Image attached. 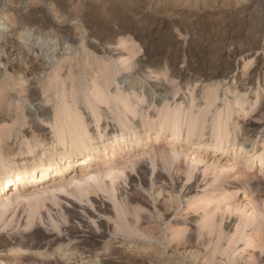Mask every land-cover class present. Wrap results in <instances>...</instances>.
Segmentation results:
<instances>
[{"label": "rangeland", "instance_id": "obj_1", "mask_svg": "<svg viewBox=\"0 0 264 264\" xmlns=\"http://www.w3.org/2000/svg\"><path fill=\"white\" fill-rule=\"evenodd\" d=\"M95 1L0 0V101L4 102H0V131L6 128L18 133L10 142H15V153H30L27 160L31 163L43 152L53 151L50 165L37 172V183L25 188L24 200L10 198L11 191L26 182L34 166H26L24 175L18 177L19 172H14L0 181V207L5 208L8 200L10 204L0 215V235L28 242L39 232L50 248L38 256L22 248L10 252L13 246H9L3 255L13 257L11 264H264V132L243 131L248 122L264 129V35L262 50L241 55L230 78L220 81L221 88L211 82L194 83L192 78L186 83L170 78L165 92L154 91L150 84L156 74L145 78L136 67L150 49L175 52L180 48L181 54L175 53L183 59L193 41L183 27L187 19L210 22L229 14L226 20L238 21L239 9L250 0H159L154 6L150 3L155 0H117L114 6L99 9L92 7ZM150 8H159L154 13L165 22L161 31L157 25L159 33L153 42H138V35L128 28L113 45L100 50L94 48L99 46L97 38H91L86 49L95 57V73L89 80L83 74L72 75L84 38L90 37V23L111 31L124 29V22L149 26L146 17L154 14ZM29 9L40 24L54 23L62 32L55 29L52 36L38 37L29 30H16L18 18ZM112 10L120 14L122 23L107 19ZM70 34L76 42L67 40ZM249 34L244 32L238 43ZM170 38L179 44L166 46ZM53 51L52 61L45 63L43 55ZM258 62L253 87L230 89L235 77ZM98 80L102 86L95 85ZM73 83L78 88H72ZM30 84L39 86V94L25 98L18 86ZM100 91L102 99H98ZM120 94L126 95V103H133L135 117L129 105L121 106L126 112L113 114L120 109L112 111ZM40 103L46 113L36 112ZM165 111H171L179 124L154 137ZM95 116L100 119L96 121ZM148 118L155 123L141 129L140 135L112 144L113 137L124 132L120 130L142 127ZM117 120H121L119 125ZM32 122L37 123L35 135L41 134L37 139L29 129ZM199 122L201 126L190 129ZM106 124L117 134L106 130ZM86 125L88 129L78 135ZM150 130H154L153 143L147 139ZM216 132L223 134L213 136ZM76 138L83 143L67 152V142ZM137 138L140 143L135 142ZM108 139L111 146L104 156V169L84 178L100 160L96 147ZM235 139L236 146L226 152L201 150L206 157L201 161L191 155L193 144L199 141L216 146L232 144ZM115 149L119 152L113 156ZM244 150L252 152L248 162ZM212 155L221 163L211 160ZM114 161L119 163L115 166ZM5 181L7 186L2 189ZM39 200L43 203L35 210L33 204ZM90 235L98 236L99 242L84 248L82 243Z\"/></svg>", "mask_w": 264, "mask_h": 264}, {"label": "bare ground", "instance_id": "obj_2", "mask_svg": "<svg viewBox=\"0 0 264 264\" xmlns=\"http://www.w3.org/2000/svg\"><path fill=\"white\" fill-rule=\"evenodd\" d=\"M58 3L62 0H57ZM115 1L117 0H96L95 4H92V7H95L97 9L101 8L102 6H105L106 4H112L115 5ZM159 0H155L154 3H150L151 5L158 4ZM88 3V2H87ZM117 5V3H116ZM94 9V8H93ZM143 10V9H142ZM151 10V8H150ZM159 8H155V10H151L153 13L157 12ZM149 12V11H148ZM142 13V12H140ZM152 14L146 17L147 20H150V25H146V23L141 26H134L133 24L129 23L127 25L125 22H120V14L112 10L108 14H106L107 19L112 23H122L124 29H118L116 31L111 30H105L102 26H92V23L89 24L90 28V37L87 38L85 36L84 38V44H83V50L82 53L77 57L76 64H75V71L72 69V75H80L83 74V77L86 80H89L92 77L93 69V55L87 51L86 45L91 43V38H94L99 42V46H94L95 49H99L98 47L104 48V46H111L113 45L116 40L117 36L125 32V29L127 31V28L130 29V33L133 35H138V42H141L145 45H149V43L153 42L155 40V35L159 32L157 31L159 25V31L164 27V21H161L157 18L156 14ZM264 0H250L248 4H245L239 9L240 19L228 21L226 18L229 16V14H225L224 16H221L220 18H213L210 20V22L205 21H196L192 18L187 19L185 22V25L183 26L184 29L188 32V34L191 36L193 41L188 45L186 49V55L182 59L179 57V51H181L180 48H176L175 52H171L169 50L164 51H155L154 49L148 50L145 55L142 58H139L137 60V71L139 75H142L143 77L147 78L150 77L153 74H156V80H152V88L155 90H161L163 92L166 91L167 85L169 82H171L170 78L177 79L180 81H190L194 80V83H203V82H211L210 84H213V86H218L221 88L223 87V84H221L220 81L222 80H228L230 76L234 72V63L237 62V59L245 54L250 53L252 51H259L262 48L263 45V35H264ZM239 14L237 16H239ZM148 15V14H147ZM4 18L8 19V14L6 13L4 15ZM238 18V17H237ZM107 20V21H108ZM19 27L16 28V30H29L31 33H34L38 37L43 36H52L54 35L55 29H58L57 31L62 32L59 28H57L56 24L44 22L41 21V24L38 22L36 15H34V10L29 9L27 10L24 17L18 18ZM94 25V24H93ZM181 25V24H180ZM120 26V25H119ZM180 27V26H178ZM182 27V26H181ZM19 28V29H18ZM68 31V29L66 30ZM183 31V30H182ZM248 31L250 37H247L244 42L239 44V39L242 38L244 32ZM68 41L76 42V38H74L71 34L66 36ZM132 40V39H131ZM174 44H179V42L176 39L170 38L168 42H166V46H172ZM178 46V45H176ZM150 47V46H149ZM179 47V46H178ZM182 47V46H181ZM16 49H19V46L16 47ZM180 49V50H179ZM43 50V47H41V51ZM262 50V49H261ZM55 51H53L51 54L43 55V61L45 63H49V61H52V57L54 56ZM181 54V53H180ZM240 59V58H239ZM102 60V59H101ZM261 62H258L256 66L251 69L249 72L243 74L240 77H235L232 83L230 84V89L240 90V91H246V89H250L253 87V85L256 82L257 78V71L260 67ZM63 67H67V65H64ZM62 67V68H63ZM33 69V68H32ZM95 73V71H94ZM59 73H57L58 76ZM95 75V74H94ZM79 76V77H80ZM77 78V77H76ZM82 78V77H81ZM94 80L95 76L93 77ZM192 78V79H190ZM99 79V78H98ZM151 79V78H150ZM76 80V79H75ZM80 80V79H79ZM264 80V76H263ZM78 81V80H76ZM148 81V80H147ZM151 81V80H150ZM97 82V81H96ZM95 82V83H96ZM72 88H78L76 87V83H73ZM97 87L102 86V84L99 82L95 84ZM212 86V85H211ZM212 86V87H213ZM20 87L18 92L20 94L24 95H30L37 96L39 94V86L37 84H30L27 88ZM18 87H16L18 89ZM54 88V86H52ZM47 88V87H46ZM105 88V87H104ZM44 90V88H42ZM48 90V89H46ZM43 91L44 93L46 92ZM5 91V90H4ZM76 91V89H75ZM106 91V90H105ZM10 92V89H9ZM101 93H98V99L104 98L103 91H100ZM8 94V93H7ZM6 94V96H7ZM43 94V93H42ZM97 96V94H95ZM29 97V98H31ZM11 98V97H10ZM137 98V95L135 96ZM164 98V97H163ZM117 100V106L112 109L116 110L117 108H120L118 112H114L113 114L120 115L127 110H123L121 106L129 105V112L131 113V116L135 117L137 115L136 110H132L133 103L130 104L129 102L126 103V95L120 94ZM193 100H197V98L193 95ZM103 101V100H102ZM1 102V101H0ZM3 102V101H2ZM1 102V104H2ZM101 103V100H100ZM4 104V102H3ZM2 104V105H3ZM107 105V102H106ZM10 106V105H9ZM38 109L36 112L39 114L46 113L47 109H45L43 106H41V103L38 104ZM18 108V107H16ZM151 108V107H150ZM3 111V106H0V113ZM99 111V110H98ZM93 112V111H92ZM245 112V110L243 111ZM100 113V112H99ZM37 114V113H36ZM162 114V118L159 121V127H157L154 130H157L156 134H154V137L157 136L160 137V133L163 131H167L173 127V125H178L179 121L172 117L171 111H165ZM245 114V113H244ZM84 115V114H83ZM33 116V115H32ZM82 116L79 115V117ZM178 116V115H177ZM78 117V118H79ZM83 117V116H82ZM96 117V116H95ZM149 117V116H148ZM77 118V117H76ZM96 121L100 119L99 117H96ZM85 119V118H84ZM78 122V121H77ZM185 122V121H184ZM207 120L205 121V123ZM121 123V120H117L115 124L119 125ZM155 121L153 119H146L144 121V127L142 126H133L127 130H120L124 131L120 135H115V132L117 134V130L111 129L109 124H106V130L110 128V131L112 130L113 134L115 135L113 137L112 144L119 145L121 141H124L128 138L137 137V135L141 134V129H145L146 126L150 127L152 124H154ZM202 122L197 123L195 126H193L190 129H195L198 126H201ZM37 123L32 122L30 125V130L32 134L34 133L33 137L34 139L39 138L41 135H35L36 131L35 128ZM114 124V125H115ZM23 128V127H22ZM88 129V125L85 127H81V129L78 131V135L82 134ZM25 130V129H24ZM148 130V129H147ZM154 130L147 131V139L151 143H153V134L151 133ZM243 131L245 134H250L253 132L262 133L264 132V129L255 124V123H246ZM61 132V131H60ZM82 132V133H81ZM73 133V132H72ZM224 133V131H223ZM222 132H216L213 136H219L223 134ZM75 134V133H74ZM14 136H18V133L14 131L13 129H4L0 131V151L2 154L0 155V162L4 161L3 165L0 166V181H3L5 178L4 176L6 174H13L14 172H19V175H24L23 169L26 166H34L32 169V175L26 180L24 184H21L16 189L11 191L10 198H16V200H24L26 197L27 192L25 191V188L27 186H32L34 183H37L39 179V175H37V172H39L42 167L50 163L51 158V151L47 150L42 153L41 156H37V158L32 159V163L30 162L29 156L30 153L22 151V153H15L16 147L15 142H10ZM72 136V135H71ZM77 136V134H76ZM190 136H187V141L190 140ZM73 137V136H72ZM163 137V136H162ZM75 138V137H74ZM136 143H140L141 140H135ZM27 143V142H26ZM38 143H41V139H38ZM45 143V142H44ZM83 142L79 139L72 140L70 142H67L66 151L73 150L75 148H78L81 146ZM190 143V142H187ZM236 139L235 142L230 144V142H226L216 146L208 145L207 143L204 144L202 141H199L197 143L193 144V148L191 150V155H195L199 161L201 159H205L206 157L203 156V152L201 150H208L209 153H215L224 151L226 152L229 148L236 146ZM29 145V144H28ZM115 145H112V149H114ZM111 146L109 143V139L106 140L101 147H96V151L98 153L101 152V157L99 158V162L92 171H88L84 173V178H89L92 176L93 173L96 172H102L104 169L103 162L105 161L104 156L106 154V151ZM121 146V145H120ZM244 147V146H243ZM249 147V146H248ZM116 148V147H115ZM242 149V147H240ZM23 150V149H22ZM27 150V149H26ZM252 151V150H251ZM0 152V153H1ZM33 152V151H31ZM53 152V151H52ZM74 152V151H73ZM119 152V150L115 149L113 150V156L116 155ZM72 153V151H71ZM245 153L248 158H246V161L250 159L252 152H246L245 150L242 152ZM34 154V153H32ZM60 157L63 155V153H59ZM72 155V154H71ZM189 155V154H188ZM209 155V154H208ZM263 155V154H262ZM207 156V154L205 155ZM32 157V156H31ZM48 158V161L45 162L44 160ZM112 158V156H111ZM211 160H216V157L214 155L211 156ZM255 158V157H253ZM260 160H262V156L258 157ZM264 160V159H263ZM37 162V163H36ZM216 163H221L217 162ZM36 163V164H35ZM116 166L118 161L113 162ZM50 165V164H49ZM6 168V169H5ZM7 168L9 169L7 172ZM4 172V173H3ZM26 172V171H25ZM251 175H254V172H250ZM41 175H43V172H41ZM245 175V174H244ZM4 178V179H3ZM8 180V179H7ZM11 180V179H10ZM11 182V181H10ZM22 182V181H21ZM8 182H4L1 185V188L7 186ZM15 183V182H14ZM20 183V182H19ZM5 189V188H4ZM191 190V187L190 189ZM30 192V191H29ZM222 190H219V193H221ZM229 192L225 191L226 198L228 197ZM9 198V197H8ZM15 201V199H13ZM43 203L41 200L35 202L33 204V207L35 210H37V207L39 204ZM9 200L6 201L5 208L0 207V215L2 216L6 209L9 207ZM74 205V204H73ZM74 213V212H73ZM70 216H72L70 214ZM78 232V231H77ZM104 232V231H103ZM73 233V231H71ZM88 233V232H87ZM101 234V233H100ZM95 235V234H94ZM90 235L89 241H84L82 243L84 248L96 246L99 242L97 238L98 236ZM101 236V235H100ZM34 240H29L28 242L23 241L24 238H21L19 242L16 240H12V238H9L7 235H0V255H3L5 250L9 246H13L10 252H14L18 248H22L24 250H30V252L35 253L36 255L45 254L48 252V249L50 248L45 243V235L41 233H35L34 234ZM103 237V236H102ZM88 238V237H87ZM59 239V238H58ZM102 239V238H101ZM51 241V240H50ZM101 241V240H100ZM22 251V250H21ZM19 253V252H18ZM34 255V254H33ZM10 260H13V257L11 255H3L0 256V264H11ZM17 261V260H16ZM35 261V260H34ZM14 264V263H13Z\"/></svg>", "mask_w": 264, "mask_h": 264}]
</instances>
